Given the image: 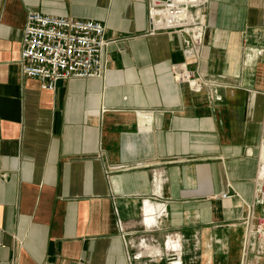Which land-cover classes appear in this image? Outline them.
Wrapping results in <instances>:
<instances>
[{
    "label": "crops",
    "instance_id": "1",
    "mask_svg": "<svg viewBox=\"0 0 264 264\" xmlns=\"http://www.w3.org/2000/svg\"><path fill=\"white\" fill-rule=\"evenodd\" d=\"M148 4L0 0V264H264L244 224L264 216V0H207L200 58L151 32ZM29 11L101 22L105 74L26 76ZM183 62L214 85L177 81Z\"/></svg>",
    "mask_w": 264,
    "mask_h": 264
},
{
    "label": "built area",
    "instance_id": "2",
    "mask_svg": "<svg viewBox=\"0 0 264 264\" xmlns=\"http://www.w3.org/2000/svg\"><path fill=\"white\" fill-rule=\"evenodd\" d=\"M206 2L207 0H149L151 32L183 33L185 52L189 56L200 58L206 41ZM115 41L106 37L105 26L99 21L29 11L23 28L20 56L22 71L26 76L38 79L42 89L50 91L62 79L100 77L106 72V48ZM171 70L177 81L187 82L195 92H202L214 85L212 80L189 69L186 62L174 64ZM263 146L264 124L259 150ZM262 166L261 162L260 169ZM255 195L256 202L264 205V180L259 176ZM219 197L227 199L231 195L222 193ZM255 206L254 203L247 205L244 219L247 235L264 234V216L255 212ZM164 214L166 207L162 205L158 216ZM173 249L169 263L180 264L176 249ZM43 264L54 263L45 261Z\"/></svg>",
    "mask_w": 264,
    "mask_h": 264
},
{
    "label": "bare ground",
    "instance_id": "3",
    "mask_svg": "<svg viewBox=\"0 0 264 264\" xmlns=\"http://www.w3.org/2000/svg\"><path fill=\"white\" fill-rule=\"evenodd\" d=\"M260 154H261V158H262V168L260 169V172H259V177L262 178V175L261 173L263 172V169H264V146L260 149ZM160 212V210H159Z\"/></svg>",
    "mask_w": 264,
    "mask_h": 264
},
{
    "label": "rangeland",
    "instance_id": "4",
    "mask_svg": "<svg viewBox=\"0 0 264 264\" xmlns=\"http://www.w3.org/2000/svg\"><path fill=\"white\" fill-rule=\"evenodd\" d=\"M262 179L264 180V177L262 176Z\"/></svg>",
    "mask_w": 264,
    "mask_h": 264
}]
</instances>
